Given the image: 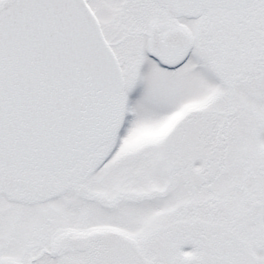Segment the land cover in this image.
<instances>
[{
  "label": "snow or ice",
  "instance_id": "6c2138e0",
  "mask_svg": "<svg viewBox=\"0 0 264 264\" xmlns=\"http://www.w3.org/2000/svg\"><path fill=\"white\" fill-rule=\"evenodd\" d=\"M0 264H264V0H0Z\"/></svg>",
  "mask_w": 264,
  "mask_h": 264
}]
</instances>
